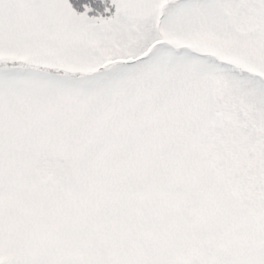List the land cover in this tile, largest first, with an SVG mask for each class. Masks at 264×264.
Listing matches in <instances>:
<instances>
[{
    "label": "snow or ice",
    "instance_id": "obj_1",
    "mask_svg": "<svg viewBox=\"0 0 264 264\" xmlns=\"http://www.w3.org/2000/svg\"><path fill=\"white\" fill-rule=\"evenodd\" d=\"M0 264H264V0H0Z\"/></svg>",
    "mask_w": 264,
    "mask_h": 264
}]
</instances>
